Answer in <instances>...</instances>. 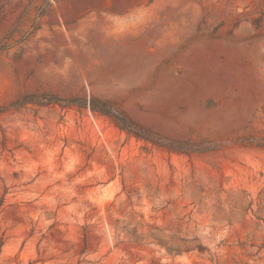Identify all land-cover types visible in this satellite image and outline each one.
Masks as SVG:
<instances>
[{
  "label": "rangeland",
  "instance_id": "1",
  "mask_svg": "<svg viewBox=\"0 0 264 264\" xmlns=\"http://www.w3.org/2000/svg\"><path fill=\"white\" fill-rule=\"evenodd\" d=\"M0 264H264V0H0Z\"/></svg>",
  "mask_w": 264,
  "mask_h": 264
},
{
  "label": "trees",
  "instance_id": "2",
  "mask_svg": "<svg viewBox=\"0 0 264 264\" xmlns=\"http://www.w3.org/2000/svg\"><path fill=\"white\" fill-rule=\"evenodd\" d=\"M89 106L94 111H98V112L105 114V115L114 116L113 111H112L113 109L111 107H109V104L107 102H100V101L94 99L93 101L89 102Z\"/></svg>",
  "mask_w": 264,
  "mask_h": 264
}]
</instances>
